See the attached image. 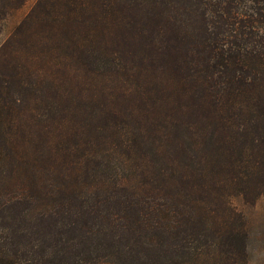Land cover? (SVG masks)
Returning a JSON list of instances; mask_svg holds the SVG:
<instances>
[{
	"label": "trees",
	"instance_id": "trees-1",
	"mask_svg": "<svg viewBox=\"0 0 264 264\" xmlns=\"http://www.w3.org/2000/svg\"><path fill=\"white\" fill-rule=\"evenodd\" d=\"M238 196L264 0H36L0 44V264H248Z\"/></svg>",
	"mask_w": 264,
	"mask_h": 264
},
{
	"label": "rangeland",
	"instance_id": "rangeland-1",
	"mask_svg": "<svg viewBox=\"0 0 264 264\" xmlns=\"http://www.w3.org/2000/svg\"><path fill=\"white\" fill-rule=\"evenodd\" d=\"M36 0H27L3 22L0 30V44L8 37L14 26L30 10ZM234 205L243 212L248 231V264L264 262V199L260 197L255 203H247L241 196L233 199Z\"/></svg>",
	"mask_w": 264,
	"mask_h": 264
}]
</instances>
